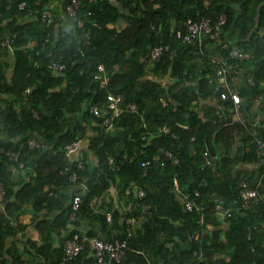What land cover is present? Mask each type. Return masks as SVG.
<instances>
[{
  "label": "trees",
  "instance_id": "1",
  "mask_svg": "<svg viewBox=\"0 0 264 264\" xmlns=\"http://www.w3.org/2000/svg\"><path fill=\"white\" fill-rule=\"evenodd\" d=\"M21 1L0 0V32H12L16 46L10 61L0 51V148L18 152L16 160L0 152V264H98L95 236L127 240L125 257L112 264H264V200L231 205L243 180L254 186L262 177L264 197V116L251 124L264 115V0H97L79 11L82 24L65 12L69 0H57L49 24L41 11L56 0H25V10ZM222 13L220 39L206 41V50L250 53L244 64L255 83L239 85L247 125L233 119L230 100L213 99L211 63L199 47L171 34L189 17ZM158 44L169 45L160 60L151 56ZM52 60L66 69L54 73ZM100 63L109 75L105 88L94 77ZM110 90L139 111H122L105 131L111 112L96 116L88 107L105 106ZM31 137L46 146L30 147ZM79 138L86 145L67 155ZM207 151L219 155L214 168ZM249 162L258 176L240 170ZM76 194L82 203L71 221ZM187 197L206 207L203 221L185 207ZM217 201L233 207L230 217L216 215ZM27 213L31 220L21 221ZM76 233L86 245L67 261L65 243Z\"/></svg>",
  "mask_w": 264,
  "mask_h": 264
},
{
  "label": "built area",
  "instance_id": "2",
  "mask_svg": "<svg viewBox=\"0 0 264 264\" xmlns=\"http://www.w3.org/2000/svg\"><path fill=\"white\" fill-rule=\"evenodd\" d=\"M97 0H69L64 9L67 15L73 20L78 21L82 24V21L79 18V11L82 8H86L89 4L94 3ZM27 7V2L25 0L19 3V9L25 10ZM55 2L47 5L41 11V20L46 23H52L55 20ZM90 13V12H89ZM227 21V15L222 13L217 17L216 20H212L211 17L202 16L197 19L187 18L183 21L182 26L177 27L171 31L172 35H176L178 38H181L183 42L188 45H193L194 47H199V52L204 54L210 63L211 68H208V75L210 78V82L213 85L214 92V100L222 99V100H230L233 104V119L240 120L244 124H248L249 118H247L243 114L244 100L242 95L239 92V85H253L255 83L254 73H247L245 61L250 57V53L243 51L238 47H233L229 50L228 56L216 54H209L210 51L206 50V41L210 40H219L222 27ZM223 48L225 47L222 46ZM169 49V45L158 44L154 46L151 50V56L153 59L160 60L162 55L166 50ZM16 50L15 46V35L12 32H0V51L8 52L9 55H13ZM217 51V49H212ZM49 67L56 74H59L64 69H66L67 65L63 61L52 60L49 63ZM95 79L99 82V87L105 88L109 83V75L106 71L104 64L100 63L97 66V71L94 74ZM30 91V88L27 89ZM262 96L257 97L256 99L250 102L252 104H259ZM160 100L163 105L167 106L169 104V100L167 99L165 94L160 96ZM104 107H107V110L104 111ZM89 111L96 116H104L107 111L111 112L110 115L104 117L103 125L105 131L110 130L114 126V119L118 117L122 111L126 112H138L139 107L136 102L129 101L124 102V95L120 91L110 90L107 93V104L100 105L99 103H92L88 107ZM37 115V114H36ZM264 115L261 113L257 114V118L251 120L252 125H258L260 120ZM166 129V127H164ZM260 143V148L263 150L264 141L258 140ZM29 146L32 148L36 147H45L46 144L40 142L35 137H31L28 141ZM84 143L82 138L75 140L74 142L68 144L66 146L67 155H72L79 151ZM0 152L5 153L10 159L16 160L18 159V152L12 150H5L4 148H0ZM264 154V152H263ZM167 157L171 158L174 163L178 162V159L173 156L172 152L166 151ZM206 157V163L211 167L214 166L215 161L219 157L216 153H209L208 151L204 153ZM112 161V159H110ZM143 163V165L148 164ZM164 164V162H162ZM23 163H21V166ZM80 167H83V164H79ZM77 174L71 173L70 180L76 181ZM262 183V177L256 184L250 185L246 180L241 182V190H240V200L234 199L232 201V206L236 203H241L243 206H247L251 203L258 202L259 200H264V197L260 193V186ZM6 194V188L4 186L3 181L0 179V203L3 201L4 196ZM138 195L143 197L145 195V191L140 189L138 190ZM201 192L199 190H195V196H200ZM75 212L72 213L70 219L71 221L75 220L76 210L80 209L82 198L80 194H76L71 201ZM185 207L190 210H197L201 213V221L204 218V210L206 207L203 204H200L196 201L195 198L191 199L189 197L186 198ZM215 213L216 215L221 216L223 219L225 217H230L233 212V207H226L223 201H217L215 205ZM108 217H111V213H108ZM130 221V220H129ZM131 229V227L129 228ZM258 230V225L254 226L253 230ZM130 230V234H131ZM250 237V235H249ZM90 243L92 249L95 251V255L98 260V264H112L113 261L121 262L126 255V249L128 248L127 240H115L108 241L101 237L95 236L90 239ZM65 260L70 261L77 258L81 250L85 247V241H81L79 234H74L73 237L68 239L65 243ZM254 249V247H253ZM197 253V252H195Z\"/></svg>",
  "mask_w": 264,
  "mask_h": 264
},
{
  "label": "crops",
  "instance_id": "3",
  "mask_svg": "<svg viewBox=\"0 0 264 264\" xmlns=\"http://www.w3.org/2000/svg\"><path fill=\"white\" fill-rule=\"evenodd\" d=\"M117 0H113V2L115 3ZM54 3V2H53ZM55 5L56 6H58V5H60V3H59V1H55ZM57 10H58V8H57ZM59 11V10H58ZM124 13L125 14H127V13H129V10L128 9H124ZM161 18V16L160 15H158V17H157V19L159 20ZM175 19H173L172 20V28H174L175 27V25H176V22L174 21ZM123 24H125V22H123ZM154 26H155V28L156 29H159L160 27H162V24H161V22L159 21V23H154ZM215 53H219V50H217V51H214ZM3 53H6L5 51H3ZM2 56H4L3 54H2ZM6 58L8 57V60L10 61V59H12V55H9V54H7L6 53V56H5ZM257 107V104H253L252 105V107H251V109H252V111L254 112V110H258V108H256ZM224 148H225V146L223 145V144H221L220 145V150H224ZM217 154V153H216ZM263 161H264V157H263ZM239 168H240V170H243V171H245V172H247L248 173V175H254V176H258L259 175V170H258V165H257V163H246V164H242V165H240L239 166ZM263 173V172H262ZM261 173V174H262ZM264 175V174H263ZM31 216H32V214L31 213H27V214H25V215H22L21 216V221H23V222H29L30 220H31ZM84 223H88V220H84L83 221ZM94 223V222H93ZM91 225H92V223H91ZM97 225H98V223H97ZM32 237L34 238V239H38L39 238V232H38V230H34L33 231V233H32Z\"/></svg>",
  "mask_w": 264,
  "mask_h": 264
},
{
  "label": "rangeland",
  "instance_id": "4",
  "mask_svg": "<svg viewBox=\"0 0 264 264\" xmlns=\"http://www.w3.org/2000/svg\"><path fill=\"white\" fill-rule=\"evenodd\" d=\"M209 54H216L215 52H214V50H211L210 52H209ZM212 168H214V166L212 167ZM264 174V173H263ZM263 174L261 175V176H263Z\"/></svg>",
  "mask_w": 264,
  "mask_h": 264
}]
</instances>
